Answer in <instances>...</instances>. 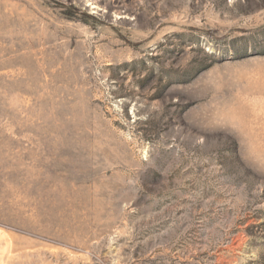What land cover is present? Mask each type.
<instances>
[{
  "label": "rangeland",
  "instance_id": "1",
  "mask_svg": "<svg viewBox=\"0 0 264 264\" xmlns=\"http://www.w3.org/2000/svg\"><path fill=\"white\" fill-rule=\"evenodd\" d=\"M0 264H264V0H0Z\"/></svg>",
  "mask_w": 264,
  "mask_h": 264
}]
</instances>
